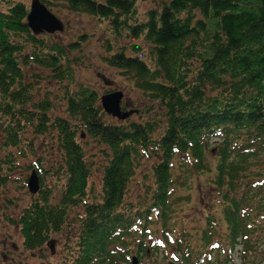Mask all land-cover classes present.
<instances>
[{
    "label": "trees",
    "instance_id": "1",
    "mask_svg": "<svg viewBox=\"0 0 264 264\" xmlns=\"http://www.w3.org/2000/svg\"><path fill=\"white\" fill-rule=\"evenodd\" d=\"M41 1L106 19L113 34L125 31L132 39L128 49L136 54L122 46L103 54L104 59L153 104L140 108L146 111L142 119H127L138 108H121L130 112L116 116L122 122L106 120L101 95L74 80L69 56L79 59L70 53L82 49L84 38L68 41L66 52L57 43L46 44L49 31L31 29L29 6L23 1L0 9L1 143L16 145L28 137L26 124L35 134L49 132L62 150L57 169L63 173L64 166L67 173L57 201L39 188L38 197L18 212L23 243L30 248L43 245L74 208L79 224L73 264L129 262L131 239L138 261L158 246L167 250L169 244L181 264H228L234 250L240 264H264V167L257 157L264 149V0H150L141 20L135 15L138 0ZM139 37L147 42L153 64L142 57V46L135 41ZM44 79L58 83L63 91L58 100L66 103L67 114H50L56 102L49 96L51 86H42ZM35 87L46 92L38 95ZM78 130L106 148L100 200H87L89 166ZM33 137L26 138L31 152ZM210 137H219L211 148L216 157L213 173L204 161ZM152 153L158 154L151 172L153 197L129 213L122 207L126 186L139 160ZM175 158L211 173L207 186L219 200L201 230V244L209 245L208 250L198 249L201 244L184 250L187 239L178 236L183 227L175 229L170 219ZM30 165L37 179L43 178L40 159L32 158ZM7 178L0 163V186ZM242 179L247 187L239 189ZM253 192H259V199H253ZM219 228L220 237H215Z\"/></svg>",
    "mask_w": 264,
    "mask_h": 264
},
{
    "label": "rangeland",
    "instance_id": "2",
    "mask_svg": "<svg viewBox=\"0 0 264 264\" xmlns=\"http://www.w3.org/2000/svg\"><path fill=\"white\" fill-rule=\"evenodd\" d=\"M14 1H23L28 6L30 4V0H0V9L7 10V7ZM150 6V0H138L135 7V15L138 16L137 20L143 19L142 15ZM48 8L59 17L62 27L53 30L49 34L45 32L46 44L57 43L68 52L69 49L65 45L68 41L78 40L80 36L84 38L82 49L77 47L70 53L72 56H78V60L72 59L66 53L73 64L72 72L75 74V82L93 89L99 98L100 95L114 92L115 90L121 91L123 93L122 108H138L127 119L139 120L145 117L146 111H140V108L144 109L153 103L146 99L143 92L134 86V83L128 76L124 75L123 71L109 65L103 56V54H110L120 50L122 46H125L126 53L136 54L128 49V46L132 43V39L128 37L125 31L120 36L113 34L106 19L100 20L83 11L67 10L59 3L52 2L48 4ZM107 41L110 42V46H106ZM135 41L139 42L142 46V57L153 64L154 60L148 51L147 42L142 37L137 38ZM77 61L80 64H75ZM193 64L197 65V63ZM47 84L51 86L50 99L56 102L55 106L51 108L50 114H67L66 103L58 100L59 94L63 93V91L61 93L58 83L56 81L51 83L50 80L44 79L42 86ZM35 90L38 95L46 92V89L44 91L41 87H35ZM155 105L157 104L155 103ZM156 112H159V110H155L154 113ZM105 113L106 120L110 122L123 121L116 116H111L107 112ZM1 125H4V122L0 116V163L3 164L6 176L8 177L0 186V264H73L75 256L78 254L75 235H77L76 230L79 224V217L76 216L74 208L67 211L63 227L60 230L52 231L43 245L33 248L27 247L23 243L19 225L16 222L18 212L34 198L38 197L40 193L39 188H44L53 201H57L60 198L67 175L64 166L62 167L63 173L57 169V165L62 158V150L59 149L58 143H56L51 133L35 134V132H32V126L29 124H26V128L29 130L27 136H34L32 152L30 150V143L26 141L28 137L20 140L16 145H5L1 143L3 136ZM219 137H210L204 147V161L208 170L212 169L211 173H213L216 167V157L211 152V148L218 141ZM76 138L83 151V158L89 166L86 186L87 200L90 202L100 200L103 192L101 182L102 167L107 160L104 153L106 150L105 145L95 137H92V135L86 134L80 136V130H78ZM28 140H32V138H28ZM257 157L258 163L264 167V149L261 150V153ZM32 158H39L45 170L43 178L39 175L40 179H37L38 186L35 189H30L27 185L29 184L30 176L34 172V168L30 165ZM156 159H158V154L152 153V156L145 155L139 160L135 169L134 179L129 181L123 195L122 207L127 208L129 213L138 211L142 203L151 201L150 196L153 197L151 187L153 186V178L151 172L152 164ZM176 162L178 165L173 170L174 179L171 184L173 189L168 194L169 203L172 207L170 209L174 213L170 219L174 221L175 229L183 227L179 235L178 231H175V234L180 236L182 240L187 239L184 249L186 250L189 244L191 246L201 244L203 240L201 238V230L206 225V215L214 210L213 204L218 203L219 199L213 197V188L207 186V181L211 174L208 170L198 172L194 166H186L182 161ZM246 174H248V171ZM246 187L247 179H242L238 188L242 189ZM253 197L254 200L259 199V192H253ZM78 210H81V208ZM156 225L159 228L161 223H156ZM220 230L221 228L214 232L215 237H220ZM49 240L52 241L48 244L47 241ZM129 244L132 257H136L137 252L133 239H131ZM161 246H158L157 250H154L153 253H147L141 261H137V264L182 263L181 257L176 260L170 255V250H174L173 245L168 244L165 247L167 250L164 249L163 245ZM198 249H201V251L208 250L209 245L203 246L201 244ZM131 260L129 262L122 261L121 263L131 264ZM240 261V256L234 250L232 259L228 264H240Z\"/></svg>",
    "mask_w": 264,
    "mask_h": 264
},
{
    "label": "water",
    "instance_id": "3",
    "mask_svg": "<svg viewBox=\"0 0 264 264\" xmlns=\"http://www.w3.org/2000/svg\"><path fill=\"white\" fill-rule=\"evenodd\" d=\"M27 23L35 32L42 30L52 32L53 30L62 27L60 19L40 0L31 1V8L27 15ZM122 95L123 93L121 91H114L101 95V105L103 106V109L107 113L119 118L127 116L130 112L121 109L120 103ZM37 182V177L33 172L29 178V188L35 189L38 186ZM132 264H135V258L133 259Z\"/></svg>",
    "mask_w": 264,
    "mask_h": 264
}]
</instances>
